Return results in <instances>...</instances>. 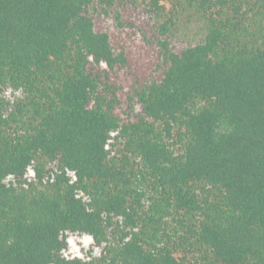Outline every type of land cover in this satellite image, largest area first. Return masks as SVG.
Wrapping results in <instances>:
<instances>
[{
    "label": "trees",
    "instance_id": "16d2710c",
    "mask_svg": "<svg viewBox=\"0 0 264 264\" xmlns=\"http://www.w3.org/2000/svg\"><path fill=\"white\" fill-rule=\"evenodd\" d=\"M0 264H264V0H0Z\"/></svg>",
    "mask_w": 264,
    "mask_h": 264
},
{
    "label": "rangeland",
    "instance_id": "374dc122",
    "mask_svg": "<svg viewBox=\"0 0 264 264\" xmlns=\"http://www.w3.org/2000/svg\"><path fill=\"white\" fill-rule=\"evenodd\" d=\"M177 35L178 38L175 39L177 41V45H186L189 44L190 42H197L201 40V38L204 35L203 26L199 23L190 24L188 26L185 25L181 26ZM85 236H90V235L85 233H72V232L64 233V237L67 241V246L64 251V254L69 257L77 256L89 260L98 258L102 254L103 251L102 246H98L95 243L92 236H90L91 242L87 244V246H85L83 243V238ZM70 238L73 240V243L75 244L76 249H78L80 255H75L71 251V246L68 244V240ZM97 249H99V255L94 254Z\"/></svg>",
    "mask_w": 264,
    "mask_h": 264
},
{
    "label": "clouds",
    "instance_id": "9594fccd",
    "mask_svg": "<svg viewBox=\"0 0 264 264\" xmlns=\"http://www.w3.org/2000/svg\"><path fill=\"white\" fill-rule=\"evenodd\" d=\"M9 179H11V177H9ZM91 242V237L90 236H85L83 238V243L85 246H87V244H89ZM68 244L71 246V251L75 254V255H80L78 249H76L75 244L73 243V240L70 238L68 240ZM95 255H99V249H97L94 253Z\"/></svg>",
    "mask_w": 264,
    "mask_h": 264
}]
</instances>
